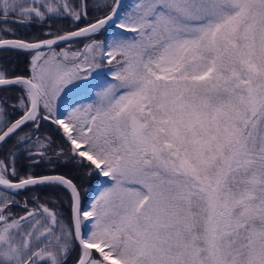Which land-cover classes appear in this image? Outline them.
<instances>
[{
  "label": "snow or ice",
  "instance_id": "1",
  "mask_svg": "<svg viewBox=\"0 0 264 264\" xmlns=\"http://www.w3.org/2000/svg\"><path fill=\"white\" fill-rule=\"evenodd\" d=\"M0 50V264H264V0H0Z\"/></svg>",
  "mask_w": 264,
  "mask_h": 264
},
{
  "label": "trees",
  "instance_id": "2",
  "mask_svg": "<svg viewBox=\"0 0 264 264\" xmlns=\"http://www.w3.org/2000/svg\"><path fill=\"white\" fill-rule=\"evenodd\" d=\"M98 3L102 4L103 0H97ZM91 3V0H90ZM101 13L96 12L95 9L92 10V15L96 16V15H100ZM63 26L62 27V31H68V30H73V25L71 23L70 20H56L52 22V27L53 28H57L59 26ZM47 24H45L43 27H40L38 25H36L35 22H33L32 26L30 27H26V28H19L18 29V35L20 38H24V39H31L33 38V36L42 33L45 28H47ZM83 26V25H81ZM110 33V32H109ZM109 33H104L103 35H100L97 37V39H102L105 38ZM11 54H3L4 52H2V57H1V63L2 66L5 64V59L7 56L9 55H13L14 53H16L15 51H11ZM75 165L69 163L66 165H61V166H57V171L60 172L61 174H64L66 176H69L70 178H72L74 180V182L77 183L79 189H80V196H81V202L84 205L86 203V201L89 199L90 195H91V191L92 188L99 182L100 178L99 176H94V177H86L84 175V169H80L79 168V172L76 171L75 169ZM75 169V171H74ZM49 170L48 166L46 170H41L38 169V171H35L36 173L40 174L42 173L41 171H43V173L47 172ZM31 195V194H29ZM55 197L59 202H70V198H69V194L66 192H58L57 190L55 191V193L53 192H44L41 194V199L43 200L46 197Z\"/></svg>",
  "mask_w": 264,
  "mask_h": 264
},
{
  "label": "flooded vegetation",
  "instance_id": "3",
  "mask_svg": "<svg viewBox=\"0 0 264 264\" xmlns=\"http://www.w3.org/2000/svg\"><path fill=\"white\" fill-rule=\"evenodd\" d=\"M63 46H65V45H63ZM71 47L75 48V42H73ZM2 52H4L3 54H11L12 53L10 50L9 51L0 50V67L6 68L9 74L15 73L17 75H27V73H28V60H29V57L27 55L21 54L18 52L14 53L13 55H9L6 57L5 64L2 66V63H1ZM16 94L17 93H16L15 89L10 90V91H5L3 88H0V98L14 97ZM42 132H46V133L51 132L54 137L56 135L52 129L47 128V127L43 128ZM58 143H59V141L57 139L56 143L53 144V148H56ZM10 147H11V144H9L5 148L0 149V152H6L7 149ZM28 164H29V161L27 159H24L23 157H18V166L28 165ZM59 166H61V165H59ZM38 169L46 170L47 165L44 163H41L38 167H36L34 169V171H38ZM75 169L77 172H79V168L75 167ZM75 169H74V171H75ZM41 172L43 173V171H41ZM57 191L63 192V190H60V189H57ZM29 194H31V193L22 194L19 197V199L21 201H23V199L25 198V195H29ZM69 198H70V196H69ZM60 209L62 212L65 213L66 216L71 215L70 202H60ZM69 264H71V261L69 262Z\"/></svg>",
  "mask_w": 264,
  "mask_h": 264
},
{
  "label": "rangeland",
  "instance_id": "4",
  "mask_svg": "<svg viewBox=\"0 0 264 264\" xmlns=\"http://www.w3.org/2000/svg\"><path fill=\"white\" fill-rule=\"evenodd\" d=\"M124 3H125V8L127 9L133 3V0H126ZM68 31H70V30H68ZM110 35H111V33H109L107 36H110ZM105 38H102L101 40H103ZM86 42L87 41L75 42V48H73V47L72 48L73 49L81 48L83 46V43H86ZM61 47H64V46L62 45ZM109 67H111V66L108 65L107 63H105V66H104V69H103V72L105 73V75L103 76V78L106 79V80H110L111 79V76H110V74H108V71H107ZM89 87H91V85H89ZM75 99L79 100L81 103H89V102H91L92 100L95 99V89H92L90 93H87L84 96H77V97H75ZM99 178H100V180L92 188L91 195H90L89 199L86 201V203L84 204L85 206H87L90 203V200L93 197L97 186L102 184L104 182V180L106 179V178H103V177H99Z\"/></svg>",
  "mask_w": 264,
  "mask_h": 264
},
{
  "label": "water",
  "instance_id": "5",
  "mask_svg": "<svg viewBox=\"0 0 264 264\" xmlns=\"http://www.w3.org/2000/svg\"><path fill=\"white\" fill-rule=\"evenodd\" d=\"M126 0H124V2H125Z\"/></svg>",
  "mask_w": 264,
  "mask_h": 264
}]
</instances>
